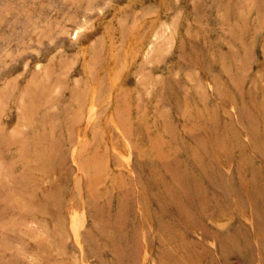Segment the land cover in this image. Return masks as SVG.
Wrapping results in <instances>:
<instances>
[{
  "label": "rangeland",
  "instance_id": "374dc122",
  "mask_svg": "<svg viewBox=\"0 0 264 264\" xmlns=\"http://www.w3.org/2000/svg\"><path fill=\"white\" fill-rule=\"evenodd\" d=\"M0 264H264V0H0Z\"/></svg>",
  "mask_w": 264,
  "mask_h": 264
}]
</instances>
